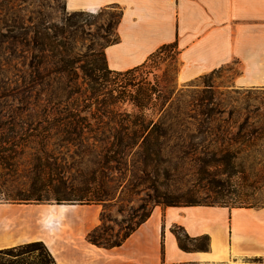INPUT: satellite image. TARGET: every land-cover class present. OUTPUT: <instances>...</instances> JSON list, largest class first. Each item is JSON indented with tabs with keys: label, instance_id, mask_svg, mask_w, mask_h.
I'll return each mask as SVG.
<instances>
[{
	"label": "rangeland",
	"instance_id": "374dc122",
	"mask_svg": "<svg viewBox=\"0 0 264 264\" xmlns=\"http://www.w3.org/2000/svg\"><path fill=\"white\" fill-rule=\"evenodd\" d=\"M118 18L119 11L114 7L71 12L65 0H0V113L28 109L33 114L42 110L52 114L70 108L86 109L85 105L94 101L87 89L92 84L85 78L83 68H105L104 49L116 39ZM18 23L27 26L25 32ZM36 29L50 37L41 52L32 42ZM24 37L25 45L19 43ZM179 71L178 51L168 48L130 78L137 86L128 90L134 95L139 87L146 89L149 84L158 91L154 97L160 91L171 93L166 107L195 116V120L167 122L174 127L181 124L187 134L182 144L187 154L179 153L172 140L163 147L162 160L145 162L146 169L134 156L121 165L107 163L97 170L104 183V202L61 204L81 207V213L73 218L86 221L82 226L86 235L96 228L95 236L101 237V244L120 239L141 216L156 206L166 208L159 204L166 201L178 206L193 199L200 204L213 202L214 207H264V89L239 87L236 78L240 69L234 63L188 83L179 80ZM23 80L29 85L27 94H22ZM113 81L118 93V85L122 82L123 86L128 78L115 77ZM71 88L79 92L72 94ZM125 96L118 95L113 104L121 115L132 112ZM207 114L212 115L210 120ZM106 122L100 117L99 122L91 120L90 124L105 126ZM28 147L17 149L15 165L0 171V191L5 194L28 190L27 177L32 171L29 154L34 146ZM85 150L60 149L56 154L63 158L64 175L76 193L84 189L82 181L87 174L96 169L88 163V157L79 155ZM214 163L219 165L216 169L209 167ZM6 198L0 194V205L12 203ZM20 205L48 210L56 203ZM173 232L186 248L205 244L203 240L189 241L181 229L174 228Z\"/></svg>",
	"mask_w": 264,
	"mask_h": 264
},
{
	"label": "crops",
	"instance_id": "0c3cea01",
	"mask_svg": "<svg viewBox=\"0 0 264 264\" xmlns=\"http://www.w3.org/2000/svg\"><path fill=\"white\" fill-rule=\"evenodd\" d=\"M65 7L119 11L117 40L103 53L110 71L135 68L175 43L183 83L234 63L239 87L264 89V0H65ZM80 208L1 204L0 249L41 241L56 264H264V207L156 206L111 249L86 241V221L73 218ZM174 228L191 242L206 240V249H181Z\"/></svg>",
	"mask_w": 264,
	"mask_h": 264
},
{
	"label": "trees",
	"instance_id": "16d2710c",
	"mask_svg": "<svg viewBox=\"0 0 264 264\" xmlns=\"http://www.w3.org/2000/svg\"><path fill=\"white\" fill-rule=\"evenodd\" d=\"M18 27L23 32L27 29V26L25 25L24 27L23 23H18ZM34 34L32 42L41 52L44 50L45 42L50 37L45 31L41 32L38 29L34 31ZM116 40L117 38L114 42ZM19 43L25 45L26 38H22ZM56 45L60 46L57 43ZM168 48L176 49V44L161 46L144 63L124 72L108 70L104 54L105 68H83L85 78L96 87H92L90 84L87 87L94 102L90 101L89 104L85 105L86 109L82 111L70 108L64 112L53 111L52 114H47L43 110L33 114L28 109H25L18 112L0 113V171L7 170L15 165L13 161L18 155L17 149L21 151L22 148L34 146L33 149L31 148L32 153L29 154V164L32 171L30 176L27 177L28 190L13 195L0 191V194L5 195L7 197L6 200L15 204H40L50 201H54L56 205H61L62 203H70L71 205L74 203L82 204L84 202L102 203L106 197L102 195L104 183H101L97 174V170L100 167L104 168L103 166L110 162L121 165L130 156H134L143 162V167L146 169L148 164L145 162L162 160L163 147L172 140H175L174 146L177 147L176 149L179 153L187 154L186 148L182 145L187 134L181 128V124L178 125L180 127H174L168 125L167 122L168 120H173L181 123L187 120H195V116L178 110L173 111L172 108L166 107L165 105L170 102L171 93L160 91L154 97L158 91L149 84H147L146 89L138 85L139 88L134 91V95L128 90L137 86V84L132 83L134 80L129 81L130 78L134 77L137 72L147 68L149 63ZM58 72L55 73L58 74ZM110 76H114L112 81L109 79ZM115 77L128 78V82L125 81L123 86H121L122 82L118 85L120 90L118 93L113 81ZM97 85L99 86L97 87ZM29 91L28 82L23 80L22 94H27ZM71 91L73 92L72 94L79 92L73 88L69 92ZM114 94H127L125 97L130 102L132 112H124V115H121L118 113L119 111L114 110V100L118 97V95L113 97ZM100 98L103 99L99 100ZM92 107L94 112L91 111ZM83 112L88 115H81ZM205 116L209 120L212 118L210 114ZM100 117L107 119L105 126L97 124L93 126L90 124L91 120L99 122ZM82 147H85L86 150L79 152V155L88 157V163L96 166V169L91 170L87 174L86 180L82 181L84 189L78 190L76 193L74 187L68 185V179L64 175V160L57 157V155L60 154V149L68 152L71 148H76L79 151ZM88 149H94V151H88ZM217 166H219L217 163L209 165V167L215 169ZM107 169L109 168L107 167ZM212 203L200 204L191 199L180 206L214 207L215 205ZM159 204L165 207H180L169 201ZM219 207L229 208L225 204ZM230 208L252 207L238 206ZM150 214L151 211L141 216L134 227L128 229L126 233L122 234L120 239L110 244L100 243L101 237L95 236L96 228L86 235V241L95 247L103 249L118 247L149 218ZM177 240L179 241V247L187 250L185 246L180 244L178 235ZM206 245L207 242L205 240L203 246L195 249L204 250ZM0 264H56V262L47 247L41 241H38L0 249Z\"/></svg>",
	"mask_w": 264,
	"mask_h": 264
}]
</instances>
